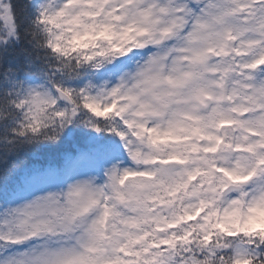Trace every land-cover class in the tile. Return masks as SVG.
<instances>
[{"label":"snow or ice","instance_id":"6c2138e0","mask_svg":"<svg viewBox=\"0 0 264 264\" xmlns=\"http://www.w3.org/2000/svg\"><path fill=\"white\" fill-rule=\"evenodd\" d=\"M0 264H264V0H0Z\"/></svg>","mask_w":264,"mask_h":264}]
</instances>
